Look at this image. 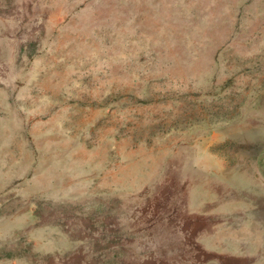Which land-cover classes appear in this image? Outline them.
I'll use <instances>...</instances> for the list:
<instances>
[{"label":"rangeland","instance_id":"374dc122","mask_svg":"<svg viewBox=\"0 0 264 264\" xmlns=\"http://www.w3.org/2000/svg\"><path fill=\"white\" fill-rule=\"evenodd\" d=\"M0 152V264H187L188 188L264 174V0H0Z\"/></svg>","mask_w":264,"mask_h":264},{"label":"crops","instance_id":"0c3cea01","mask_svg":"<svg viewBox=\"0 0 264 264\" xmlns=\"http://www.w3.org/2000/svg\"><path fill=\"white\" fill-rule=\"evenodd\" d=\"M47 17L43 20L46 29L54 28L60 19ZM3 163L6 169L13 170L14 162L3 159ZM3 163L0 162V175ZM214 170L217 174H204L202 183L188 188L187 235L176 243L168 242L163 255L186 251L191 253L187 264H264V174H246V178L234 180L225 176L221 168ZM16 178V172L8 176ZM174 245L178 252L171 247ZM150 256L154 259H148L155 263L163 259L157 253ZM168 263L178 264L176 260Z\"/></svg>","mask_w":264,"mask_h":264},{"label":"bare ground","instance_id":"6f19581e","mask_svg":"<svg viewBox=\"0 0 264 264\" xmlns=\"http://www.w3.org/2000/svg\"><path fill=\"white\" fill-rule=\"evenodd\" d=\"M202 1H203V0H202ZM255 4H256V3H255ZM170 5H171V4H170ZM181 7H182V6H181ZM138 9H139V8H138ZM167 9H168V8H167ZM178 9H179V8H178ZM213 10H214V9H213ZM252 10H253V9H252ZM250 11H251V10H250ZM186 12H187V11H186ZM186 12H185V13H186ZM147 13H148V12H147ZM154 14H155V13H154ZM154 14H153V15H154ZM169 14H170V13H169ZM172 14H173V13H172ZM140 15H141V14H140ZM150 15H151V12H150ZM156 15H157V14H156ZM156 15H155V16H156ZM172 16H174V15H172ZM172 16H170V17H172ZM136 17H137V16H136ZM204 17H205V16H204ZM190 18H191V17H190ZM171 19H172V18H171ZM199 19H200V17H199ZM172 20H173V19H172ZM188 20H189V19H188ZM191 20H192V19H191ZM195 21H196V20H195ZM171 22H172V21H171ZM187 23H188V22H187ZM191 23H192V22H191ZM168 24H170V23H168ZM190 25H191V24H190ZM192 25H193V24H192ZM198 25H199V24H198ZM222 26H223V25H222ZM192 27H193V26H192ZM218 27H219V26H218ZM188 28H189V27H188ZM215 28H217V27H215ZM135 29H137V28H135ZM187 30H188V29H187ZM211 30H212V29H211ZM193 31H194V30H193ZM137 32H138V31H137ZM186 32H187V31H186ZM156 38H157V37H156ZM71 43H72V42H71ZM164 43H166V42H164ZM167 43H168V42H167ZM234 43H235V42H234ZM179 44H180V43H179ZM149 45H150V44H149ZM160 45H162V44H160ZM177 45H178V44H177ZM156 47H157V46H156ZM154 48H155V46H154ZM159 48H160V47H159ZM168 49H169V47H168ZM62 52H63V51H62ZM130 60H131V59H130ZM130 60H129V61H130ZM131 61H132V60H131ZM141 64H142V63H141ZM187 64H189V63H187ZM137 67H138V66H137ZM140 67H141V66H140ZM136 69H137V68H136ZM183 87H184V86H183ZM172 151H174V150H172ZM59 164H60V163H59ZM64 164H65V163H64ZM64 164H63V165H64ZM53 172H54V171H53ZM146 173H148V172H146ZM120 174H121V173H120ZM139 176H140V175H139ZM121 178H123V177H121ZM119 188H120V187H119ZM121 188H122V187H121ZM128 188H129V187H128ZM114 189H115V188H114ZM105 190H106V189H105ZM105 190H104V191H105ZM123 190H124V189H123ZM68 191H69V190H68ZM81 191H82V190H81ZM85 192H86V191H85ZM97 192H98V191H97ZM77 194H78V193H77ZM77 194H76V195H77ZM82 194H83V193H82ZM82 198H83V197H82Z\"/></svg>","mask_w":264,"mask_h":264}]
</instances>
